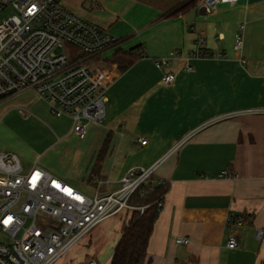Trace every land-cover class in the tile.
Masks as SVG:
<instances>
[{
	"label": "crops",
	"instance_id": "obj_1",
	"mask_svg": "<svg viewBox=\"0 0 264 264\" xmlns=\"http://www.w3.org/2000/svg\"><path fill=\"white\" fill-rule=\"evenodd\" d=\"M63 4L119 40L88 59L109 81L105 117L91 122L80 139L70 131L71 118L55 116L28 89L1 102L33 114L1 118L2 149L25 156L24 170L37 164L88 195L114 191L131 168L160 161L155 177L168 190L149 240L148 264H264V236L257 234L264 230V0L218 4L215 10L201 0ZM171 11L176 13L165 15ZM241 24L244 45L238 52L234 42ZM198 48L207 55L188 59ZM173 50L180 56L158 68L156 60ZM130 60L121 68V61ZM165 71L175 73L171 83L163 82ZM0 112L5 115L6 108ZM31 121L44 125V141ZM63 122L68 130L60 127ZM139 137L147 144H139ZM243 213L253 218L229 222L231 214ZM126 218L125 212L101 224L113 240L112 253ZM232 235L237 248L227 246ZM180 236L190 242L177 243Z\"/></svg>",
	"mask_w": 264,
	"mask_h": 264
},
{
	"label": "built area",
	"instance_id": "obj_2",
	"mask_svg": "<svg viewBox=\"0 0 264 264\" xmlns=\"http://www.w3.org/2000/svg\"><path fill=\"white\" fill-rule=\"evenodd\" d=\"M237 1L201 3L215 10L218 4ZM9 7L16 12L2 16ZM244 31L245 24H241L235 34L238 52L244 45ZM118 41L109 31L68 9L63 0H0V102L34 89L55 116L71 118L72 133L85 138L90 123L105 117L109 87L108 79L95 72L88 59ZM206 55L198 48L187 58ZM179 56L173 50L157 59L156 66L167 67ZM185 68L192 66L187 63ZM175 76L173 71H165L163 82L171 83ZM19 113L30 115L25 108H19ZM137 142L145 145L147 139L139 137ZM159 164L133 167L122 176L118 189L88 195L37 164L24 170L17 154L0 149V264H61L105 220L133 210L142 214L150 204H134L132 196L145 185L153 190L164 182L155 177ZM94 182L102 183L97 177ZM165 196L154 201L160 209ZM252 218L247 213L231 214L229 222L244 224ZM257 234L263 237L264 230L259 228ZM176 242L188 244L190 238L180 236ZM227 246H240L236 235L229 237ZM69 264L101 262L89 258Z\"/></svg>",
	"mask_w": 264,
	"mask_h": 264
},
{
	"label": "trees",
	"instance_id": "obj_3",
	"mask_svg": "<svg viewBox=\"0 0 264 264\" xmlns=\"http://www.w3.org/2000/svg\"><path fill=\"white\" fill-rule=\"evenodd\" d=\"M175 11H178V8L175 9ZM174 13L176 12L171 11L165 15L170 16ZM117 59H119V57ZM123 62L124 61H121V68H126L133 60L126 61L125 64H122ZM107 146L108 140L104 142L103 147L99 151L97 161V165L99 166ZM149 186L150 185H145L133 194L131 199L132 203L137 205H150L142 214L139 210L126 212L129 221L122 228V234L113 249L110 264H148L149 240L161 210L158 207V203L154 201L166 194L168 190L166 181L157 184L153 190H151Z\"/></svg>",
	"mask_w": 264,
	"mask_h": 264
},
{
	"label": "rangeland",
	"instance_id": "obj_4",
	"mask_svg": "<svg viewBox=\"0 0 264 264\" xmlns=\"http://www.w3.org/2000/svg\"><path fill=\"white\" fill-rule=\"evenodd\" d=\"M15 12H16L15 9L9 7L7 9L3 10L1 12L2 13L1 15L2 16H8L9 14H13ZM66 51H69L67 47H66ZM1 102H3V101H1ZM1 102H0V111L3 110L4 108H6V112H5V115H3V116L0 112V120H1V118L5 117L6 114H8L10 112H12V113H10L7 116L8 119H12L14 116L19 115L18 110H15V108L12 109L10 102H4V103H1ZM13 111H15V112H13ZM32 115L30 113L29 116H32ZM34 116L37 119L41 120L42 122L48 123L47 121H45V119L42 116L35 114V113H34ZM2 123H4V122H2ZM68 126H69V124L64 123V122L60 124L61 128H66L67 130H68ZM30 128L32 129V131L35 134H37L39 139H42V135L44 136L42 141H44V139H46L45 134L47 131H46L44 125H39L37 122L31 121ZM2 141H3V139L1 138V130H0V149H2V146H3ZM4 143H6V141ZM30 143L33 144L34 142H30ZM21 158H22L21 159L22 164L26 166L29 161L27 160V158L25 156H21ZM128 221H129V219L126 218L123 221L124 222L123 226L125 224H127ZM101 224H99L97 227H95L84 240H82L74 249H72L70 251V253L67 255L66 259L64 258V261L63 262L61 261L60 263L61 264H69V262H71L72 259H78V258L79 259H86L92 255H97L98 259L101 261L102 264H108V258L112 253L113 240L110 237L106 236L107 233H106V231H103V229H102L103 224L102 225Z\"/></svg>",
	"mask_w": 264,
	"mask_h": 264
}]
</instances>
